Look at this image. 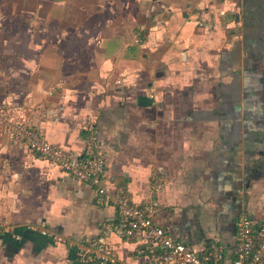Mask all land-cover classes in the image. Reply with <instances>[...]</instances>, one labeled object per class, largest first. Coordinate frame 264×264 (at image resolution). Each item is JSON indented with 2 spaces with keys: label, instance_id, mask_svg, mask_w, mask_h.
Here are the masks:
<instances>
[{
  "label": "crops",
  "instance_id": "1",
  "mask_svg": "<svg viewBox=\"0 0 264 264\" xmlns=\"http://www.w3.org/2000/svg\"><path fill=\"white\" fill-rule=\"evenodd\" d=\"M2 116L92 147L108 193ZM117 196L233 264L239 219L264 222V0H0V264H100L78 247L101 238L116 264H151L143 232L117 234ZM43 223L64 242L30 229Z\"/></svg>",
  "mask_w": 264,
  "mask_h": 264
},
{
  "label": "built area",
  "instance_id": "2",
  "mask_svg": "<svg viewBox=\"0 0 264 264\" xmlns=\"http://www.w3.org/2000/svg\"><path fill=\"white\" fill-rule=\"evenodd\" d=\"M1 122L11 127L14 141L24 143L29 150L39 153L55 166L73 175L79 182L96 187L100 195L108 193L106 161L94 152L92 147L83 154L65 151L51 143L38 130L31 129L10 117L2 116ZM164 186L165 173L160 172L153 182V190L158 193ZM113 202L120 213L116 226L118 235L134 237L139 232H143L153 246L159 247V253L152 251L151 264H224L220 251L200 256L189 246L174 241L169 232L155 222L153 205L136 206L122 196L113 197ZM30 229L51 237L55 242H64L63 237L50 232L44 223L31 226ZM104 233H110V229L106 227ZM78 250L86 255L89 261L100 264L117 263L112 248L106 244L104 238L90 246H79ZM233 264H264V222L255 225L247 215L239 219Z\"/></svg>",
  "mask_w": 264,
  "mask_h": 264
}]
</instances>
